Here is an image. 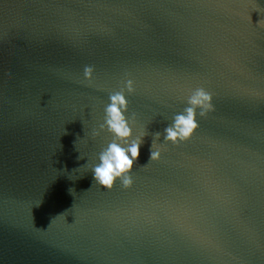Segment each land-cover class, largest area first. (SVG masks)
<instances>
[{"label":"water","instance_id":"obj_1","mask_svg":"<svg viewBox=\"0 0 264 264\" xmlns=\"http://www.w3.org/2000/svg\"><path fill=\"white\" fill-rule=\"evenodd\" d=\"M117 92L143 144L108 189ZM0 264H264V0H0Z\"/></svg>","mask_w":264,"mask_h":264},{"label":"clouds","instance_id":"obj_2","mask_svg":"<svg viewBox=\"0 0 264 264\" xmlns=\"http://www.w3.org/2000/svg\"><path fill=\"white\" fill-rule=\"evenodd\" d=\"M91 69H85V76H90ZM131 91V81L128 82ZM110 103L104 109L103 123L100 130L107 129L112 135V140L104 147L98 156V163L92 169L93 179L104 188H112L119 179L124 186H129L132 181L128 175L138 161L140 149L143 144L139 136L132 139L133 128L125 116L127 101L122 92L110 96ZM210 96L198 89L190 98L193 107L187 108L186 114L175 117L173 124L165 129V140L176 142L188 138L197 124L195 122V106L210 107ZM203 115V113H201ZM94 135L98 133L94 132ZM159 136V133H157ZM159 151H150V158L157 159Z\"/></svg>","mask_w":264,"mask_h":264}]
</instances>
